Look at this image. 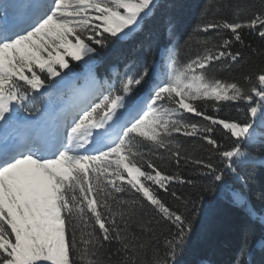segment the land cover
Returning <instances> with one entry per match:
<instances>
[{
	"label": "snow or ice",
	"instance_id": "obj_1",
	"mask_svg": "<svg viewBox=\"0 0 264 264\" xmlns=\"http://www.w3.org/2000/svg\"><path fill=\"white\" fill-rule=\"evenodd\" d=\"M261 5L206 20L180 66L167 45L159 73L151 55L119 64L117 84L99 57L135 39L155 0L0 5V264H185L205 196L229 178L231 204L255 217L244 168L264 165L251 154L264 144V67L240 81L209 73L247 63L233 48L245 29L264 41ZM223 102L242 103V118L208 111Z\"/></svg>",
	"mask_w": 264,
	"mask_h": 264
},
{
	"label": "trees",
	"instance_id": "obj_2",
	"mask_svg": "<svg viewBox=\"0 0 264 264\" xmlns=\"http://www.w3.org/2000/svg\"><path fill=\"white\" fill-rule=\"evenodd\" d=\"M223 2L224 0H155L154 13L144 22L143 30L135 39L117 42L101 53L98 73L103 76L108 66L113 65L109 82L113 80L117 84V76L121 74L119 64L127 61L135 67L150 55L157 63L160 48L164 45L168 46L167 54H174L180 66L186 62L187 55L198 49L199 41L203 39L202 33L198 35V29H202L206 20L225 13L231 19L234 15H243L241 9H258L262 6L261 0H229L232 7L224 10L220 7ZM243 38L245 45L234 44L233 48L244 53L247 63L241 61L240 64H232L229 61L220 65L217 71L210 72L209 78L240 81L244 75L253 71V66L264 67V55H260L264 54V41L247 29L243 32ZM149 42L154 45L151 54L146 50ZM252 49L260 54L253 55ZM69 60L70 64L76 63L70 58ZM197 104L200 102L197 101ZM218 106L221 109L218 113L213 107H209L208 111L217 118H242V112L238 111L243 108L242 103L223 102ZM185 116L200 119L190 113H185ZM179 138L186 141L183 150L189 156H194L196 150L187 147V143L194 141L189 142L183 136ZM251 154L264 157V144L251 146ZM167 170L176 169L168 167ZM244 175L249 204L255 209V217H248L231 204L229 194L233 188L240 187V182L229 178L227 184L215 195L205 196L184 256L185 264H237L238 259L243 260L244 264H264V247L261 250L256 248L257 242L264 239V165H248L244 168ZM175 187L183 191L179 185ZM246 234L251 236V244L248 251L240 256Z\"/></svg>",
	"mask_w": 264,
	"mask_h": 264
},
{
	"label": "rangeland",
	"instance_id": "obj_3",
	"mask_svg": "<svg viewBox=\"0 0 264 264\" xmlns=\"http://www.w3.org/2000/svg\"><path fill=\"white\" fill-rule=\"evenodd\" d=\"M9 2H10V0H0V5L6 4V3H9ZM0 18H2V14H0ZM155 68H156L157 73H159L160 70H161V65L160 64H157L155 66ZM193 71L195 72L196 70L194 69Z\"/></svg>",
	"mask_w": 264,
	"mask_h": 264
}]
</instances>
